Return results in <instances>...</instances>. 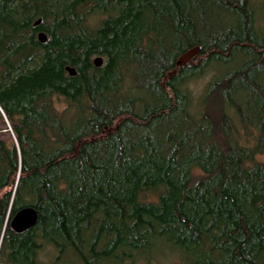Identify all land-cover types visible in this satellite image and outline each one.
<instances>
[{
	"label": "trees",
	"instance_id": "trees-1",
	"mask_svg": "<svg viewBox=\"0 0 264 264\" xmlns=\"http://www.w3.org/2000/svg\"><path fill=\"white\" fill-rule=\"evenodd\" d=\"M0 123V264H264V0H0Z\"/></svg>",
	"mask_w": 264,
	"mask_h": 264
},
{
	"label": "water",
	"instance_id": "water-1",
	"mask_svg": "<svg viewBox=\"0 0 264 264\" xmlns=\"http://www.w3.org/2000/svg\"><path fill=\"white\" fill-rule=\"evenodd\" d=\"M39 23L40 20H37L34 25H38ZM38 39L41 43H44L47 39L46 34L40 32L38 34ZM199 50H200L199 47H194L184 52L178 58L177 65L179 67H182L187 63L192 62V59L199 54ZM93 63L96 66H100L102 64V58L101 57L94 58ZM67 71L69 72L70 75L75 74L73 68H67ZM37 220H38V215L36 210L32 207H26L15 213V215L12 217V219L9 222V226L11 230L19 234L33 228L36 225Z\"/></svg>",
	"mask_w": 264,
	"mask_h": 264
},
{
	"label": "rangeland",
	"instance_id": "rangeland-1",
	"mask_svg": "<svg viewBox=\"0 0 264 264\" xmlns=\"http://www.w3.org/2000/svg\"><path fill=\"white\" fill-rule=\"evenodd\" d=\"M196 62V60H194L193 61V63H195ZM210 77H211V74H207V76H203L202 78H200L199 80H197V81H195L194 83H192V84H190V89L192 90V91H194V92H200V90L204 87V85L206 84V82L210 79ZM63 108V104H61V103H58L57 104V109H62ZM5 122H6V126H7V128H8V122L5 120ZM5 126V127H6ZM4 126H3V124H1L0 123V129L1 128H3ZM7 131H8V134L10 133L9 131H10V129L8 128L7 129ZM10 135V134H9ZM10 137H11V135H10ZM259 159H264V157H259ZM195 174H199V172L198 171H196L195 172ZM54 255H55V251L51 248V247H45L44 249H43V251L41 252V256H40V258H41V260L43 261V262H45V263H49L51 260H52V258L54 257ZM171 257H158L157 258V261L156 260H151L150 262H139L138 264H187V262H182L181 263V261L180 262H178V263H176V260L175 259H170ZM155 262V263H154Z\"/></svg>",
	"mask_w": 264,
	"mask_h": 264
},
{
	"label": "flooded vegetation",
	"instance_id": "flooded-vegetation-1",
	"mask_svg": "<svg viewBox=\"0 0 264 264\" xmlns=\"http://www.w3.org/2000/svg\"><path fill=\"white\" fill-rule=\"evenodd\" d=\"M13 2H14V3H16V2H17V0H13Z\"/></svg>",
	"mask_w": 264,
	"mask_h": 264
}]
</instances>
